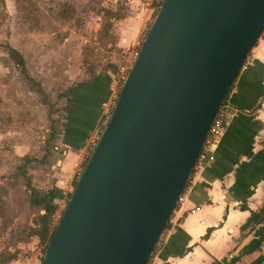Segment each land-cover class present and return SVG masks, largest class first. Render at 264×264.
<instances>
[{"label": "water", "instance_id": "obj_1", "mask_svg": "<svg viewBox=\"0 0 264 264\" xmlns=\"http://www.w3.org/2000/svg\"><path fill=\"white\" fill-rule=\"evenodd\" d=\"M263 30L264 0L162 1L40 264H147Z\"/></svg>", "mask_w": 264, "mask_h": 264}, {"label": "rangeland", "instance_id": "obj_2", "mask_svg": "<svg viewBox=\"0 0 264 264\" xmlns=\"http://www.w3.org/2000/svg\"><path fill=\"white\" fill-rule=\"evenodd\" d=\"M129 2L0 0V251L15 254L9 264L41 262L43 246L30 232L38 211L28 203L26 184L41 192L57 188L54 227L84 165L75 150L79 164L63 169L65 146H74L70 116L82 111L92 80L105 72L111 84L96 132L109 117L122 84L119 67L132 52L115 47L118 28L135 11ZM6 45L23 57L25 74L8 59ZM23 157L36 161L23 165Z\"/></svg>", "mask_w": 264, "mask_h": 264}, {"label": "crops", "instance_id": "obj_3", "mask_svg": "<svg viewBox=\"0 0 264 264\" xmlns=\"http://www.w3.org/2000/svg\"><path fill=\"white\" fill-rule=\"evenodd\" d=\"M129 3L135 11L121 23L115 37V47L121 53L132 50L146 21L140 0ZM261 38L250 51L249 70L239 74L229 93L226 105L234 113L224 119L214 162L190 176L186 200L174 207L169 227L161 234L148 264H212L232 258L233 250L247 232L240 227L249 211L255 212L264 205V37ZM99 75L87 90L82 111L70 116L68 125L74 146L64 145V170L79 162L80 155L78 160L75 150L82 153L105 114L101 104L109 94L111 80L106 72ZM74 106L72 103L70 110ZM242 205L245 210L240 209ZM194 208L197 210L190 214ZM259 255L264 256V248L241 257L238 264H248Z\"/></svg>", "mask_w": 264, "mask_h": 264}, {"label": "trees", "instance_id": "obj_4", "mask_svg": "<svg viewBox=\"0 0 264 264\" xmlns=\"http://www.w3.org/2000/svg\"><path fill=\"white\" fill-rule=\"evenodd\" d=\"M263 32L261 33V35L263 34ZM255 44L253 45V47L255 46ZM4 51L8 59L19 70V72L22 74H25L24 60L21 54L17 52L15 49L11 48L9 45H6L4 47ZM249 68L250 66H248L245 70H239V73L237 74L230 88V91L233 88V85L236 79L238 78L239 74L247 72ZM230 91L228 92L222 105L226 104ZM116 97H117V94L114 96V102L116 100ZM71 104L72 103L69 102L68 106H70ZM20 160L23 165H28L31 162L36 161L35 159H29L26 157H23ZM26 186L29 191L28 203L31 207L35 208L38 211L35 221H34V227L30 229L31 236L35 237L38 244L43 246L42 252H44L45 246L55 227V226L54 227L51 226V222L55 214V211L57 209V206L55 204V199L57 198L56 194L58 193V191H57V188L53 187L51 189L41 192L31 187L29 183L26 184ZM240 209L245 210L246 208L244 205H242L240 206ZM40 212L41 214H39ZM263 222H264V205L255 212L249 211V217L247 218L246 222L240 227V230H247V232L243 236L244 238L247 235H249L251 232H253L252 239L249 242V244L242 249V251L238 254V256L232 257L228 260H222L220 262L214 261L212 264H238L241 257L248 256L254 253H258L262 248H264V223ZM259 224H261V226L257 229H254ZM168 227H169V224L167 223L163 229V232ZM206 236H207V233L204 236V238ZM15 259H16L15 254L9 253L7 251H0V264H9L11 261H14ZM263 260H264V256L259 255L258 257H256L253 261H251L248 264H261Z\"/></svg>", "mask_w": 264, "mask_h": 264}, {"label": "built area", "instance_id": "obj_5", "mask_svg": "<svg viewBox=\"0 0 264 264\" xmlns=\"http://www.w3.org/2000/svg\"><path fill=\"white\" fill-rule=\"evenodd\" d=\"M162 1L163 0H140V10L142 13H144V14L146 13V15H147L146 20H149V19H151V21L153 20L154 16L156 15V13L159 10V7H160ZM141 42H142V40H139L138 42H136L134 44V47L132 48V52L130 53L127 60L125 61V64L123 66L119 67V73L121 74V76H120L121 81H123L128 70L130 69L134 60L136 59ZM248 66H250V64H248V63L246 64V62H245V63H243L240 70H245ZM119 88H117L115 95L118 94ZM114 103L115 102H114V98H113V100L111 101V108L113 107ZM233 113H234V111L232 109H230L229 106H227L226 104L222 105L219 108L216 116L212 120V122H211V124L207 130L204 141L201 145V148L198 152L195 163L192 167V171H191L190 176L197 175L201 170L205 169L211 163L214 162V155H215V151L217 148V144H218V141H219L220 137L222 136V133L224 130V119L227 115L233 114ZM103 127L104 126H102V128ZM102 128L99 129L98 132H96V134L94 136H92L87 141L86 146H85L84 150L82 151V154L80 155V160H79L80 162L79 163L83 162V164H84L86 162L92 148L94 147V145H95V143L99 137V134H100ZM78 164H75L74 167H77ZM187 191H188V187L186 184L185 188L183 189V191L180 193V195L177 198L175 207H180L183 204V202H185L186 197H187ZM196 210H197L196 208L189 210V213L193 214L194 211H196ZM168 222H169V220H168ZM159 242H160V239H159L156 246H158Z\"/></svg>", "mask_w": 264, "mask_h": 264}]
</instances>
